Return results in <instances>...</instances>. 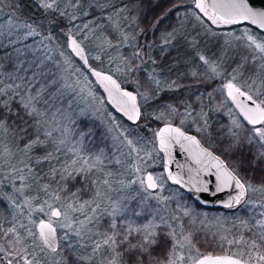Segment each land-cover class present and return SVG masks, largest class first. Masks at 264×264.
Wrapping results in <instances>:
<instances>
[{"label":"snow or ice","instance_id":"1","mask_svg":"<svg viewBox=\"0 0 264 264\" xmlns=\"http://www.w3.org/2000/svg\"><path fill=\"white\" fill-rule=\"evenodd\" d=\"M32 2L38 16L25 15L21 0H0V5L7 3L9 7L7 27L0 23V41L7 39L16 53L15 58L0 57V168L9 170L7 176L0 172V204L9 214L27 210L29 218L28 223H22L13 215L14 222L5 228L4 212L0 211V264H264V211L258 217L254 215L251 222L240 219L242 230L231 239L229 235L218 237L221 247L225 243L244 245L246 251L242 248L224 255H204L194 239L200 231L193 219L197 214L179 204L169 212L168 203L176 198L161 194L167 181L195 192H207L215 183L216 192H235L224 207L233 208L243 201L258 202L264 209V176L254 183L253 178L241 175L242 169L264 172V40L248 31L239 36L225 33V48L233 41H245L244 47L255 53L237 62L226 75L223 49L216 59L197 54L203 72L192 71L190 75L201 82L221 77L225 82L216 91L226 94L225 100L235 105L242 117L231 118L228 125L213 133L199 95V112L187 100L161 104L154 113L144 107L158 100L161 93L178 91L182 85L161 78L157 71L160 65L150 55L154 45L140 39L164 18H156L150 28L143 27L142 0H120L119 6L115 0ZM192 5L190 15L213 36L219 33L209 24L220 27L259 22L264 28V8L254 7L252 0H192ZM179 7L173 4L174 9ZM54 33L67 35V47L85 64V41H92L110 62L116 63L115 72L130 81L133 90L122 88L110 74L94 69L92 73L105 85L115 110L136 127L142 120L162 122L150 140L125 130L113 135L110 145L101 142L90 148L87 142L94 135L91 129H80L69 139L72 129L65 123L69 117L59 108L53 111V97L44 86L48 81L40 79L43 66L52 59L45 42L54 44ZM35 38H40L36 51L45 54L34 58L36 71L29 76L25 64L33 48L26 42ZM178 38L187 40L178 29L164 33L161 53ZM189 43L195 47L196 38ZM4 47L0 43V48ZM94 59L101 60V55ZM148 64L155 67L149 71ZM208 98L210 102L212 93ZM228 115L232 116L231 108ZM176 118L179 125L173 123ZM190 119L201 135L219 138V155L183 130L181 126ZM70 123L75 125V121ZM9 136L12 147L4 141ZM174 146L187 152L198 165L189 169L187 180L170 167ZM152 152L165 154L162 175L146 171ZM224 156L233 159L229 162ZM252 196L258 200L253 201ZM33 213L43 218L37 221Z\"/></svg>","mask_w":264,"mask_h":264},{"label":"trees","instance_id":"2","mask_svg":"<svg viewBox=\"0 0 264 264\" xmlns=\"http://www.w3.org/2000/svg\"><path fill=\"white\" fill-rule=\"evenodd\" d=\"M174 3L180 5L178 10L173 8ZM119 4L120 0L116 2L117 6H119ZM32 6H34V4L31 2V0H28L27 8L31 10L33 9ZM169 9L172 10L168 11ZM141 10L142 26L145 28H150L151 23L154 22L156 18L161 16L164 17L160 20L156 28L149 32L147 37L141 36L140 39L142 41L144 39H147L148 41H151V43L154 45L150 50V55L156 58L157 64L160 65V68L157 69V71L161 73V78L176 80L180 85H182V87L178 91H165L161 93L160 98L158 100L151 102L153 110H158L159 106L164 103L175 104L180 100H187L191 107L194 108L197 112H199L200 107L198 105L200 104V101L196 99V96L199 95L201 97V100L203 101L204 110L208 112V122L211 125L210 131H213V133L228 125L230 119L233 117L242 120V118L239 116L238 112L233 107L231 102L225 100V94L216 91V89L222 87V83L225 82L221 77H218L216 80L213 81L201 82L200 80L193 78L190 75L192 71L203 72V68L200 67V62L197 59V47L191 46L187 43V40L185 39L178 38L171 45L165 46L166 51L164 53H161L160 51L162 35L166 32H170L173 29H178L179 32L182 33L183 28L187 27H194L195 30L201 27L206 31L205 25L199 24L190 15V13L194 11L192 0H142ZM165 12H167L166 15H164ZM177 13H179V15ZM245 26H247L248 29ZM208 27H210L212 31L219 33V35H212L213 40L209 41L210 45L207 48V54L203 55L216 59L217 57H219L221 50L223 49L226 53L224 59L225 75L227 74V72L231 71L232 67H236L237 62L242 60L244 57L251 58V56L255 53H253L250 49L244 47V44L246 43L245 41H233L231 47L225 48L223 36L221 33L224 34L226 33V31L243 30V28H246L251 33L259 37V40H262V37H264V34L251 28L246 24L231 27H215L214 25L209 24ZM54 35L59 38L61 42H63L64 44L66 43L65 36L61 34L59 35L58 33H54ZM122 52L126 53L127 49H122ZM8 55H11L13 58H15L10 47L6 46L4 48H0V57ZM69 57H71L73 63L83 72V74H86L88 76V79L91 81L92 88L95 92L98 93L99 97L103 100L104 105L106 106L108 111L111 112L117 120H120L122 123H124V125H126L128 128H135L136 125L127 122L108 105L103 93L96 86L90 75L84 70L83 66L73 56H71L70 53ZM89 64L92 65L93 63L89 61ZM25 67L29 69V76H31L32 72L36 71L34 66H29L25 64ZM43 67L44 75L40 79L42 82L48 81V83L44 86L48 87L49 92L53 97V111L56 108H59L63 110L69 117V121L65 122L66 124H68V127L72 129V131H70V139H72V137L75 135V132L79 131L80 129H91L94 135L93 137H91V142H87L90 148H95L97 145H100L101 142L110 145L111 137L113 136V134L112 132L108 131L107 126L101 120L96 119L94 117L87 115L78 116L77 114L73 113V96L67 91L61 89L57 71L52 65ZM52 81H55V83L53 84ZM117 82L121 84L122 88H126L128 90H133V88L135 87L133 84L125 83L124 80L119 79V81ZM208 93H212V99L210 102L208 98ZM218 108L220 109L219 111L216 110ZM229 108L232 109L231 117L228 115ZM70 121H75V125L73 126ZM122 123L120 124L123 125ZM173 123L179 125V118L174 119ZM159 125H162V122L159 121L158 123H152L149 129L154 131L153 129L158 128ZM181 127L187 134L197 136V138L200 139L201 144L204 147H207L210 151H213L217 155L220 154V152L218 151V137L209 139L207 136L198 133L196 131L198 125L193 124L191 119ZM150 135H152V132H148V138H150ZM77 139H79V137H77ZM222 158L229 162H231L233 159L230 156H224ZM241 175L244 177H251L253 178L254 183H258L260 177L264 176V172L257 171L256 173H252L247 169H242ZM183 195L186 200L190 199L187 194L183 193ZM204 211L211 212L215 210L206 209ZM184 219L185 224L187 226V219ZM206 240V245L203 243L197 246L201 254L206 255V252L220 253L218 251L221 248L217 245L213 236H208Z\"/></svg>","mask_w":264,"mask_h":264},{"label":"rangeland","instance_id":"3","mask_svg":"<svg viewBox=\"0 0 264 264\" xmlns=\"http://www.w3.org/2000/svg\"><path fill=\"white\" fill-rule=\"evenodd\" d=\"M27 1L28 0H21V3L24 8L25 15H39V10L36 8V5L32 6L33 9L27 8ZM119 0H115V3ZM2 7V12H0V23H3L5 25V28L7 27V21L9 16V7L7 3L0 5ZM28 13V14H27ZM80 21H77L79 23ZM247 27V26H245ZM248 29V27H247ZM246 28H243V30H233V31H226V33L234 32L235 35H241L243 31H248ZM250 29V28H249ZM194 27H187L183 28L182 34L183 36L187 37V43L192 40L193 37L196 38V45L197 47V54H207V48L210 45L209 41L213 40V36L210 34H207V32L199 27L194 31ZM194 31V32H193ZM65 33L67 34V28H65ZM181 33V32H180ZM59 34V33H58ZM74 34V32H73ZM223 36V41L227 39V37L221 33ZM251 35H256L250 32ZM60 35V34H59ZM67 39V35H63ZM79 39V37H77ZM264 40V37H262ZM40 38H35V41L33 39H29L26 43H28L32 48L33 52H29L26 57V65L33 66V60L34 58H42L45 54L43 50L36 51V48L39 47L38 41ZM259 40V39H258ZM0 43H3L6 46L10 47L14 56H16L15 51L13 50V47L11 45H8L7 39H4L3 41H0ZM51 51L48 53L51 55L52 59L48 62H46L47 66H53L55 70L58 73V77L60 80V86L61 89L67 91L69 94L73 96L74 100V106H73V113L77 114L78 116H91L96 119L101 120L107 128L112 129V134L117 135L118 131H134L136 135L144 137L146 140H150L152 138V135H150V138H148L147 134L148 132H152V130L149 129L150 125L152 123H158L159 121L155 119H149L147 122L141 121L140 126L135 128H128L124 123H122L120 120H117L115 116L108 111L106 106L104 105L103 100L99 97L98 93L94 91L91 85V81L88 79V76L86 74H83V72L73 63L71 57H69V53L67 51L66 43L64 44L59 40V38L56 37V41L54 44L45 42ZM22 45H17V47H21ZM84 47L86 49V55L88 57V61L93 63L91 66L92 69L98 72L107 73L113 76L114 79L117 81L124 80L125 83L132 84L130 81L126 80L124 77H122L119 73L115 72L116 63L110 62L107 55L102 54L97 48L94 47L92 41H85ZM122 51V50H121ZM63 53V55H61ZM101 55V60L94 59L95 56ZM112 56H116L115 52L111 53ZM95 65V66H93ZM147 68L149 71H151L154 66L152 64H148ZM72 85V87H64V85ZM83 89V90H81ZM226 95V94H225ZM145 107V106H144ZM147 111L149 113H154L152 103L150 102V106H146ZM123 125H121L120 123ZM66 123V122H65ZM116 125H119V130L116 129ZM135 125V124H134ZM162 125H159L158 128H154L153 130H158ZM69 139H70V133H69ZM5 143L8 144L9 147H12L11 143V137L4 138ZM2 147V145H0ZM149 151L151 150V146H149ZM23 157H21L22 159ZM127 163V161H125ZM144 163V162H141ZM163 159L159 152H152L151 160L146 163V171L151 172L154 175H162L163 174ZM0 172L3 173V175H8V168L3 167L0 168ZM7 190V189H5ZM163 196H175L174 201H169L168 203V209L169 212L175 210L177 208V204L184 206L186 208H189L194 214L193 219L195 220V227L199 229L198 236H196L195 242L197 243V246L200 244L207 243L208 236H213L215 238V242L218 246H220V242H218V237L221 235H229V238L231 239L233 235H238L239 232L242 230L239 225L240 219H247L249 222H251L252 217L259 216V213L261 211H264V209L260 208L259 203H245L242 202V204L234 209V210H223V211H204L200 210L197 207L191 205L189 202L186 201L184 198L183 192L178 190L177 188L168 185L165 183L163 192L161 193ZM87 198V197H85ZM251 199L253 201H257L258 198L255 196H252ZM155 203V201H153ZM4 212L2 223L5 228L10 227L11 223L13 221V215H17V219L22 223H28V213L27 210H24L22 214H16L12 213L9 214L7 211H4V208L2 210ZM33 219H40L43 217L38 216V214L33 213L32 215ZM187 219V218H186ZM29 227H32L31 224H29ZM215 234V235H213ZM247 235V233H245ZM220 250L218 252L220 253H211L213 255L219 254L224 255L226 253L231 252H239L242 248H245L244 245H228L224 244L223 247L220 246ZM200 251V250H199ZM246 251V248H245ZM201 253V252H200ZM195 253H193L194 255ZM209 254V252H206V255ZM42 258L47 260L48 258L45 257V255L42 253L40 254ZM185 255H187V251L185 250Z\"/></svg>","mask_w":264,"mask_h":264},{"label":"water","instance_id":"4","mask_svg":"<svg viewBox=\"0 0 264 264\" xmlns=\"http://www.w3.org/2000/svg\"><path fill=\"white\" fill-rule=\"evenodd\" d=\"M252 3H253V6L256 8H264V0H252ZM243 24H246V25L250 26L251 28L261 32L262 34H264V28L260 27L259 22L255 25L251 24L249 22H245V23L237 24V25H243ZM237 25H222L220 27H231V26H237ZM215 27H217V26H215ZM66 47H67V44H66ZM67 50L71 54V56H73L83 66L84 70L90 75V77L92 78V80L94 81L96 86L103 93L105 100L108 103V105L118 115H120L123 119H125L130 124H133L131 121H128L125 116H123L121 113L117 112L115 110V107L113 106V104L109 102L110 98H109L108 92L105 91V85L100 82L99 77L93 75V73H92L93 69L91 68V66L89 64V61L87 64H85L83 59L75 56L68 47H67ZM101 73H103V72H101ZM103 74H107V73H103ZM233 107L236 109L235 105H233ZM236 111L238 112L237 109H236ZM162 154L165 157V154L164 153H162ZM171 159L174 161V163L170 165L172 171L174 172V174H176L178 176H184L185 180H187L189 178V176L191 175V173L189 172V169H194V168L198 167V165L193 164L191 158L189 157V154L187 152H185L183 149L179 148L178 146H174L172 148ZM180 165H183L184 167L181 168V167H179ZM169 182L171 184H173L171 181H169ZM177 186H179L183 191H185L187 194H189L201 206H203L205 208H223L225 210H231V209L233 210L234 208L237 207V206H235L233 208H226L223 206V203L228 201L230 198H232V196L235 195V192L230 190V189H227L223 192H216L215 191V187H216L215 183H211L209 185V191H207V192H195V191H191L189 189V187H187V186H185V187H181L180 185H177Z\"/></svg>","mask_w":264,"mask_h":264},{"label":"flooded vegetation","instance_id":"5","mask_svg":"<svg viewBox=\"0 0 264 264\" xmlns=\"http://www.w3.org/2000/svg\"><path fill=\"white\" fill-rule=\"evenodd\" d=\"M161 154V156H162V159H163V161H164V159H165V157H164V155L162 154V153H160ZM162 170H163V167H162ZM163 172V171H162ZM168 185H170V186H173V187H175V188H177L178 190H180L181 192H183V193H185V194H187L185 191H183L179 186H177V185H174V184H171L169 181H167L166 182ZM189 197H190V199H187L186 201L187 202H189L191 205H193V206H195V207H197L198 209H200V210H206V209H212V210H215V211H223V210H225V209H223V208H205V207H203V206H201L194 198H192L189 194H187ZM243 202V201H242ZM242 204V203H241ZM240 204V205H241ZM240 205H238L236 208H238ZM3 208H4V206L2 205V204H0V211H2L3 210ZM236 208H234V209H236ZM233 209V210H234ZM232 210V209H231Z\"/></svg>","mask_w":264,"mask_h":264}]
</instances>
